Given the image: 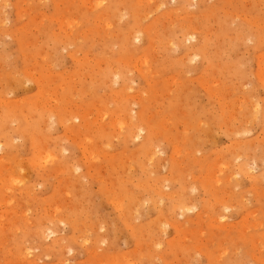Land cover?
<instances>
[{"label": "rangeland", "instance_id": "374dc122", "mask_svg": "<svg viewBox=\"0 0 264 264\" xmlns=\"http://www.w3.org/2000/svg\"><path fill=\"white\" fill-rule=\"evenodd\" d=\"M136 1L0 0V264H264V0Z\"/></svg>", "mask_w": 264, "mask_h": 264}, {"label": "bare ground", "instance_id": "6f19581e", "mask_svg": "<svg viewBox=\"0 0 264 264\" xmlns=\"http://www.w3.org/2000/svg\"><path fill=\"white\" fill-rule=\"evenodd\" d=\"M136 1V0H135ZM148 1V0H147ZM146 1V2H147ZM150 1V0H149ZM190 1V0H189ZM139 2V1H138ZM159 2H161V1H159ZM163 2V1H162ZM87 3V2H86ZM100 3H101V1H98V2H96V5H94V6H99L100 5ZM136 3H137V1H136ZM140 4V3H139ZM147 5V4H146ZM160 6L162 5V4H159ZM170 5V4H169ZM147 6H149V5H147ZM158 6V5H157ZM93 7V6H92ZM162 7V6H161ZM144 8H146V7H144ZM144 10V9H143ZM145 10H148V9H145ZM149 11V10H148ZM148 11L146 12V13H148ZM142 12H144V11H142ZM141 13V12H140ZM172 13V12H171ZM146 15H149V14H146ZM148 17V16H147ZM195 18V17H194ZM147 19V18H146ZM121 20V19H120ZM157 20V19H156ZM144 21V20H143ZM143 21H142V23H143ZM73 22V21H72ZM71 22V23H72ZM97 22V21H96ZM145 22V21H144ZM154 23V22H153ZM108 24V23H107ZM109 25V24H108ZM106 26V25H105ZM149 27V26H148ZM71 29V28H70ZM149 29V28H148ZM147 27H140L139 26V22H138V27L136 28V30L134 31V32H130V33H128V35H126V36H123V41L124 42H128L129 44L131 43V44H133L134 42H136V41H139V39H140V36L141 35H145L146 34V32H147ZM152 29V28H151ZM151 32V31H150ZM155 34V33H154ZM168 36V35H167ZM170 37V36H169ZM163 38V37H162ZM183 41H181V42H183V43H185V42H187L188 40L190 41V40H195V34H194V32H192V31H186L183 35H182V38H181ZM142 41V40H141ZM188 41V42H189ZM169 42H171V41H169ZM164 43V42H163ZM166 44V43H165ZM168 44H170V43H168ZM69 45V44H68ZM189 45V44H188ZM183 47H184V45H183ZM137 48V47H136ZM168 49V48H167ZM193 53H195V52H193ZM190 54V53H189ZM190 57V59H192L193 60V58L195 59H197V53L196 54H192V56H189ZM131 60V59H130ZM189 61H191V60H189ZM193 62V61H192ZM145 64V63H144ZM146 66V65H145ZM116 70V69H115ZM122 69H120V71H121ZM32 71V70H31ZM123 71V70H122ZM124 72V71H123ZM144 72V71H143ZM122 73V72H121ZM125 73H127V72H125ZM140 73V72H139ZM113 75V79H112V82L111 83H115L118 79L117 78H119L118 77V74H116V73H112ZM143 74V73H142ZM141 74V75H142ZM126 75V74H125ZM30 76V75H29ZM109 76V74L108 73H106V75H105V77H108ZM124 76V75H123ZM124 78H125V76H124ZM126 78H127V76H126ZM120 79V78H119ZM121 80H123V77H122V79ZM21 81V80H20ZM28 82V81H27ZM207 82V81H206ZM129 83H130V81H129ZM128 83V86L130 85ZM126 84H127V82H126ZM115 85V84H114ZM125 85V84H124ZM131 86V85H130ZM121 87V88H120ZM119 88L120 89H122V87L123 86H120ZM210 87V86H209ZM124 88V87H123ZM131 89V88H130ZM130 89H128V87H127V89H125V90H130ZM124 89H122V91H123ZM113 92V91H112ZM127 94V93H126ZM120 96V95H119ZM125 96V95H124ZM127 96V95H126ZM126 96H125V98H126ZM129 97V96H128ZM141 102V101H140ZM254 104V103H253ZM258 105V104H257ZM239 106V105H238ZM226 107V106H225ZM257 108V107H256ZM126 110V109H125ZM119 111H121V110H119ZM129 111V110H128ZM129 112H132V111H129ZM128 113V112H127ZM126 113V114H127ZM84 114V113H83ZM118 114V113H117ZM129 114H127L126 116H128ZM55 116V115H54ZM58 116V115H57ZM63 115H61V117H62ZM73 116V115H72ZM71 116V119L73 120V123H74V121H78V124H84V126H87L88 125V123H87V121H85V117L84 116H86V115H80L79 113L77 114H75L73 117ZM104 116V115H103ZM253 116V115H252ZM251 116V117H252ZM129 118L127 119V121L129 120V128H128V131L125 133V134H123V136H122V138H125V141L128 139L129 141H139L140 139H142L143 140V145H142V147L140 148V152H138V154H142V155H146L147 157H150V159L151 158H153V156L155 155V151H154V149L153 150H149V149H151V148H153L152 147V141L153 140H147V138H145L144 137V134H145V132L147 133V131H148V129L144 126V123L142 124V123H140V122H142L143 121V117L142 116H140V115H138L137 117H138V119H140V122H137L136 123V120H132L134 117L130 114V116H128ZM250 117V118H251ZM65 118H67V117H65ZM119 119V118H118ZM117 118H116V120H118ZM66 120V119H65ZM115 120V122H117ZM120 120V119H119ZM123 120V119H122ZM119 121V122H124V121ZM68 123H67V122ZM65 122H66V124H69V121L68 120H66ZM113 121V120H112ZM71 122V121H70ZM75 124V123H74ZM111 124H113V122L111 123ZM115 124V123H114ZM114 124H113V126H114ZM117 124H118V122H117ZM126 124V123H125ZM110 125V124H109ZM120 124H118V126H119ZM124 125V123L122 124V126ZM127 125V124H126ZM79 126V125H78ZM111 126V125H110ZM45 127V126H44ZM109 127V126H108ZM120 127H121V125H120ZM199 127V126H198ZM75 128V127H74ZM78 128V127H77ZM111 128V127H110ZM118 132V131H117ZM245 133V132H244ZM127 137V138H126ZM22 138V137H21ZM72 138V137H71ZM9 144H11V139L8 137V136H6L5 137V143L4 144H1L0 143V149L1 148H5L7 145H9ZM91 145V144H90ZM151 145V146H150ZM150 147V148H149ZM61 149H63V148H61ZM90 149V151H92L91 150V148H89ZM177 149V148H176ZM84 150V153H86V149L84 148L83 149ZM64 151V150H63ZM68 152V151H67ZM87 152L89 153V151L87 150ZM64 153V152H63ZM84 153H82V154H84ZM196 153V152H195ZM42 154V153H41ZM44 154V153H43ZM88 155V154H87ZM55 156L56 155H54V154H51V153H46L45 155H43V157H42V160H41V163L43 164V165H45L47 162H51V163H53V162H56L55 161ZM89 157V156H88ZM39 158V157H38ZM90 158V157H89ZM95 158V157H94ZM91 160H92V158H90ZM147 160V159H146ZM149 160V159H148ZM3 163V162H2ZM165 165V164H164ZM244 166H245V164H244ZM247 167V166H246ZM243 168V167H242ZM249 168V167H248ZM239 169H240V167H239ZM250 169V168H249ZM59 170V169H58ZM61 171V170H60ZM242 172H243V170H241ZM233 175V174H232ZM231 175V176H232ZM237 175V174H236ZM263 176V175H262ZM262 176H260L261 178V180L263 179L262 178ZM222 177V176H221ZM264 177V176H263ZM229 178V177H228ZM231 178V177H230ZM255 178V177H254ZM218 179V178H217ZM259 179V180H260ZM19 180V179H18ZM212 180V179H211ZM214 181H216V178H215V180ZM258 181V180H257ZM218 181H216V183H217ZM219 183V182H218ZM222 184V183H221ZM217 186V185H216ZM6 187V186H5ZM172 197V196H171ZM163 198V197H162ZM178 201H181V199L180 200H178ZM176 208H178V210H183V209H187L186 208V206H185V203L183 204L182 203V201L181 202H177L176 203V206H175ZM226 207V206H225ZM194 208V207H193ZM115 209V208H114ZM189 209V208H188ZM226 209V208H225ZM120 210V209H119ZM190 211V210H189ZM220 213V212H219ZM179 214H180V212H179ZM222 215V214H221ZM221 217V216H220ZM224 219V218H223ZM221 220V219H220ZM220 220H218V221H220ZM228 220V219H227ZM222 221V220H221ZM163 224V223H162ZM163 229V228H162ZM44 230V232H45V229H43ZM47 232H49V230H46ZM51 232V231H50ZM49 232V234H51ZM53 233V232H52ZM200 233V232H199ZM36 234V233H35ZM39 234H41V233H38V235ZM55 234V233H54ZM42 235V234H41ZM41 235H39L40 237H42ZM45 239V238H44ZM86 242V241H85ZM85 242H83V243H85ZM57 244H59V242H57ZM102 244V243H101ZM23 249V248H22ZM27 250V249H26ZM25 250V251H26ZM28 250L25 252V253H27V255H28ZM96 252V251H95ZM94 253V252H93ZM23 254H24V251H23ZM25 257H26V255L23 257L24 259H25Z\"/></svg>", "mask_w": 264, "mask_h": 264}]
</instances>
